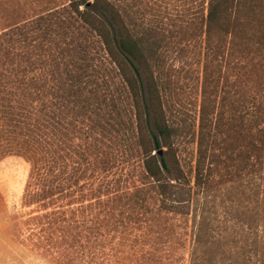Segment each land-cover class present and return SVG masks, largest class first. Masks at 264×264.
<instances>
[{"label":"rangeland","instance_id":"374dc122","mask_svg":"<svg viewBox=\"0 0 264 264\" xmlns=\"http://www.w3.org/2000/svg\"><path fill=\"white\" fill-rule=\"evenodd\" d=\"M205 1L110 0L116 24L146 33L155 53L140 69L142 101L130 66L114 65L70 0H0V84L27 101L51 150L0 159V264H264V121L261 133L241 123L238 48L227 57L218 36L200 45ZM239 2L255 54L264 0ZM138 9L146 21L133 26ZM144 105L172 129L160 182L145 168L147 152L159 156Z\"/></svg>","mask_w":264,"mask_h":264},{"label":"trees","instance_id":"16d2710c","mask_svg":"<svg viewBox=\"0 0 264 264\" xmlns=\"http://www.w3.org/2000/svg\"><path fill=\"white\" fill-rule=\"evenodd\" d=\"M89 1L90 0H70V7L73 8L72 11L79 16L80 19L85 21V24L87 22V25L91 26L96 32V36L102 42L104 50L114 65H118L121 68L122 64L126 63L130 66L134 73L132 78L127 80L130 95L144 101L146 89L140 69L145 62H147L148 56L155 54L150 47L151 41L149 36L144 32L134 33V31L131 32L132 30L130 29L124 27L120 28L119 24L115 22L114 14L110 13V8L112 6L110 0H92L91 3ZM240 6L239 0H206L203 2L201 5L202 17L200 19L202 44L200 45L202 49L209 51L216 36H218L220 37L219 40L222 48L227 52V57L229 55L228 53L233 48H238L236 51L238 63L240 69L245 73V77H247V80L241 83V123L242 125H247L249 122L258 123V127L256 128L258 132L261 133L263 129L260 128V125L263 124L264 121V91L262 94L259 93L261 83L259 79L264 74V63L261 58L263 55L261 47H264V43L260 41L264 39V34H261L258 38V40L260 39L258 42L260 48L253 54L254 51L252 47H254L256 43L254 34L249 33L247 29L245 30L246 32H243V35H240V31L238 30L239 28L242 29L245 22L248 24L251 22L250 19L241 21L240 18H238L237 13ZM135 7L136 4L132 6V8ZM80 8H82V10H80ZM131 17L135 23H133V26L137 25V21L142 24L146 21L144 13H141L139 9L131 13ZM144 27H146L147 31L148 29L151 31V26L145 25ZM149 35L152 37L151 34ZM167 57L168 60L171 61V57ZM207 59L208 56H205L203 59V66ZM166 63V56H163V52H161L159 56L157 54V65L159 64L158 67L161 68L160 75L165 77V79L160 77V81L169 84L170 76L165 73L166 68L164 69ZM171 69L172 66L169 67V71H171ZM0 87V93H5L6 95L0 97V159L13 152L23 154L24 156L29 155L31 160L34 156L49 154L51 150L46 147L48 145H42L43 141L40 135V129L43 126L39 118L34 120L31 118L34 113L26 111L27 101L25 99L21 100V98L17 97L12 92H7L5 85L0 84ZM257 94H261L263 99ZM143 109L144 125L154 144V149L158 154L162 147L161 141L165 142L170 138L172 129L165 122H159L158 120L157 126L153 125L147 105H144ZM20 119H25V121H21ZM31 121H34L35 124L31 125ZM154 126L157 134L154 131ZM18 136H24L25 141L15 144V138H18ZM146 154L145 168L149 177L156 182H160L163 174L171 173L167 161L161 155L159 156L158 165L155 160V155L149 157V153L147 152ZM198 154H200V150ZM201 165H203L202 161H197L195 168V180L197 184L199 178H201ZM34 169L38 170L36 166ZM179 180L180 178L178 177L175 179V181ZM167 185L169 184H164L163 188ZM139 221L140 220L135 219L133 224Z\"/></svg>","mask_w":264,"mask_h":264},{"label":"water","instance_id":"95a60500","mask_svg":"<svg viewBox=\"0 0 264 264\" xmlns=\"http://www.w3.org/2000/svg\"><path fill=\"white\" fill-rule=\"evenodd\" d=\"M157 155L160 156L161 155V151H159Z\"/></svg>","mask_w":264,"mask_h":264}]
</instances>
